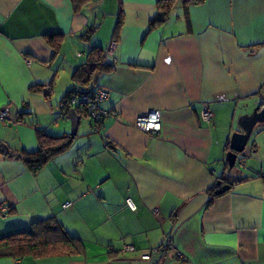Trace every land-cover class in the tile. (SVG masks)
<instances>
[{
  "label": "crops",
  "instance_id": "obj_1",
  "mask_svg": "<svg viewBox=\"0 0 264 264\" xmlns=\"http://www.w3.org/2000/svg\"><path fill=\"white\" fill-rule=\"evenodd\" d=\"M158 11V0H88L77 11L72 0H0V145L34 152L37 127L70 133L61 100L73 72L92 47L116 42L112 70L95 81L108 116L95 123L79 107L71 146L38 172L0 151V237L55 216L84 250L1 254L0 264H264V133L236 168L226 160L237 120L264 105V0H173L151 27ZM50 81V97L30 89ZM152 109L157 133L135 125ZM223 181L231 187L214 194Z\"/></svg>",
  "mask_w": 264,
  "mask_h": 264
},
{
  "label": "trees",
  "instance_id": "obj_2",
  "mask_svg": "<svg viewBox=\"0 0 264 264\" xmlns=\"http://www.w3.org/2000/svg\"><path fill=\"white\" fill-rule=\"evenodd\" d=\"M72 1L77 11L80 5L86 3L88 0ZM189 1L200 3L203 0ZM172 2L173 0H158L159 11L152 19L150 24L151 27L169 18ZM95 30L96 26H89L82 35L83 39L89 41ZM47 37L58 39L62 37V34L49 33ZM113 37V40L117 37L116 31ZM108 54L107 47L105 48L100 45L94 46L88 52L85 61L76 67L72 75L76 87L68 90L61 100V108L64 112L68 114L72 108L69 104L71 96L76 93L93 91L91 86L95 87L97 77L112 70L113 65L108 59ZM30 89L42 91L46 97H50L54 91V81H50L47 84H36L31 86ZM98 89L101 88L95 87L94 90ZM83 105L84 103L79 104L76 106L75 110H79V107H81L83 109L82 112L87 113ZM21 116L22 114H19V117ZM36 130L39 140V148L37 151L29 152L24 149L15 150L4 144L0 145L1 152L5 153L8 157L22 160L33 172H38L49 160L53 159L57 154L66 151L74 140V137H71L70 133L53 135L40 127H37ZM227 144H229V140ZM262 176H264V174H262ZM239 181H243V178H237L228 182L232 184ZM83 250V240L79 236L72 235L55 216L33 223L30 230L15 231L0 237V255L9 254L16 259L27 254L35 258H40L63 253H82Z\"/></svg>",
  "mask_w": 264,
  "mask_h": 264
},
{
  "label": "built area",
  "instance_id": "obj_3",
  "mask_svg": "<svg viewBox=\"0 0 264 264\" xmlns=\"http://www.w3.org/2000/svg\"><path fill=\"white\" fill-rule=\"evenodd\" d=\"M116 42L112 41L111 44L107 48V52L110 53L115 47ZM29 62V61H28ZM108 97V91L101 88L98 90L93 91H86L83 93H76L73 96H71L69 100V104L74 107L78 106L81 103H84L85 110L87 111V114L92 118L93 121L99 122L104 117L108 116L111 112L108 110H105L101 107V103ZM201 117L207 121L210 122L213 118V112L205 107L202 111ZM161 118H162V112L158 109H152L149 112H147L144 115H140L137 117L135 121V125L140 130L147 132V133H157L161 130ZM0 119L5 120V113L0 114ZM17 123H20L19 121H16ZM127 205L135 210L137 208L136 204L133 202L132 198H127L126 200ZM72 205V201H67L63 204L64 208L70 207ZM167 244L163 243L160 246H157L150 250L149 252L143 253L141 255V259L152 261L153 256L155 254H161L163 253L166 248ZM136 248L132 244H124L122 247V251H135ZM181 258H185L183 254H180Z\"/></svg>",
  "mask_w": 264,
  "mask_h": 264
},
{
  "label": "water",
  "instance_id": "obj_4",
  "mask_svg": "<svg viewBox=\"0 0 264 264\" xmlns=\"http://www.w3.org/2000/svg\"><path fill=\"white\" fill-rule=\"evenodd\" d=\"M68 117L71 120V137H75L79 126L80 116L75 110V106L72 107L68 113ZM240 126L238 130L234 131L229 139L230 149L226 154V160L231 170L237 164V160L240 154L244 153V150L248 144L249 139L252 137L255 128L260 124H264V105H259L255 108L250 115H245L239 118ZM256 132V131H255ZM254 141V140H253ZM222 181H219L220 184ZM231 187L229 184L222 185L216 190V194L225 192Z\"/></svg>",
  "mask_w": 264,
  "mask_h": 264
},
{
  "label": "rangeland",
  "instance_id": "obj_5",
  "mask_svg": "<svg viewBox=\"0 0 264 264\" xmlns=\"http://www.w3.org/2000/svg\"><path fill=\"white\" fill-rule=\"evenodd\" d=\"M60 80L62 79H64L65 80V77L67 78V79H71V75H63V73H62V75H60ZM55 85V84H54ZM55 91V90H54ZM237 123H238V125H239V127L241 128V126H240V120H237ZM260 125H262V124H260ZM260 125L259 126H257L256 128H255V131L257 132V130H258V132H259V134L260 133H264V130H262L261 129V127H260ZM263 126V125H262ZM71 131V130H70ZM254 131V133H253V135H252V137L249 139V141H248V144H247V146H246V148H245V150H244V152L246 151V150H250L251 148H252V143H253V140H254V138H255V134H256V132ZM234 133V132H233ZM232 133V134H233ZM232 134H231V136H232ZM258 134V135H259ZM236 166H237V164H236ZM236 168V167H235Z\"/></svg>",
  "mask_w": 264,
  "mask_h": 264
}]
</instances>
